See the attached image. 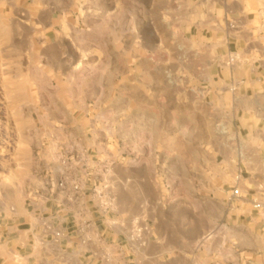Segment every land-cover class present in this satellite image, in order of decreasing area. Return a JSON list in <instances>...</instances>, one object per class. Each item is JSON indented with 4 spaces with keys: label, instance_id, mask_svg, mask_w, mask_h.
Masks as SVG:
<instances>
[{
    "label": "rangeland",
    "instance_id": "374dc122",
    "mask_svg": "<svg viewBox=\"0 0 264 264\" xmlns=\"http://www.w3.org/2000/svg\"><path fill=\"white\" fill-rule=\"evenodd\" d=\"M216 1L0 0V213L57 174L110 181L129 168L164 208L197 206L210 241L214 198L239 182L223 169L228 98L210 79L244 49L222 57L197 35L208 22L239 35Z\"/></svg>",
    "mask_w": 264,
    "mask_h": 264
},
{
    "label": "crops",
    "instance_id": "0c3cea01",
    "mask_svg": "<svg viewBox=\"0 0 264 264\" xmlns=\"http://www.w3.org/2000/svg\"><path fill=\"white\" fill-rule=\"evenodd\" d=\"M222 4L226 15L240 19L239 35L210 33V22L197 35L219 42L222 57L234 42L244 48L238 62L213 68L210 79L212 94L228 98L235 142L224 148L223 169L239 171L243 196L231 197L230 189L216 195L210 241H200L197 206L178 196L164 208L145 195V184L129 178V168L126 177L110 181L63 172L42 184L27 206L0 213V264H264V0Z\"/></svg>",
    "mask_w": 264,
    "mask_h": 264
},
{
    "label": "built area",
    "instance_id": "2783aa9c",
    "mask_svg": "<svg viewBox=\"0 0 264 264\" xmlns=\"http://www.w3.org/2000/svg\"><path fill=\"white\" fill-rule=\"evenodd\" d=\"M235 59L232 57V58H230V62H233ZM236 179L239 181L240 180V175H238L237 177H236ZM77 188V187H76ZM230 195H231V197H233V198H239V197H242L243 196V192H242V190H241V188H240V186L239 185H237V186H234L231 190H230ZM254 208L255 209H260V208H262V202H260V201H254ZM109 206H110V204L108 203V204H106V208H109ZM56 237L57 236H60L61 235V233L60 232H56Z\"/></svg>",
    "mask_w": 264,
    "mask_h": 264
}]
</instances>
